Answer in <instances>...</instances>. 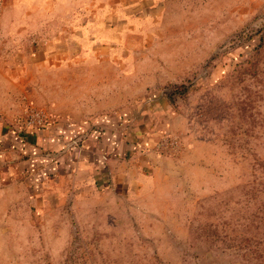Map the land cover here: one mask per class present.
Wrapping results in <instances>:
<instances>
[{"label":"rangeland","instance_id":"obj_1","mask_svg":"<svg viewBox=\"0 0 264 264\" xmlns=\"http://www.w3.org/2000/svg\"><path fill=\"white\" fill-rule=\"evenodd\" d=\"M0 264H264V0H0Z\"/></svg>","mask_w":264,"mask_h":264},{"label":"trees","instance_id":"obj_2","mask_svg":"<svg viewBox=\"0 0 264 264\" xmlns=\"http://www.w3.org/2000/svg\"><path fill=\"white\" fill-rule=\"evenodd\" d=\"M175 89L184 94L187 91V87L184 84L175 86Z\"/></svg>","mask_w":264,"mask_h":264}]
</instances>
